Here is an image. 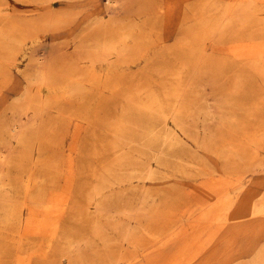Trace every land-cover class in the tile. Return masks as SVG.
Instances as JSON below:
<instances>
[{
  "label": "bare ground",
  "instance_id": "bare-ground-1",
  "mask_svg": "<svg viewBox=\"0 0 264 264\" xmlns=\"http://www.w3.org/2000/svg\"><path fill=\"white\" fill-rule=\"evenodd\" d=\"M226 1L223 8L211 5V19L200 22L203 34L227 44L223 49L237 59L233 65L242 64L264 75V7L260 5L264 0ZM53 17L56 16L43 20L49 28L57 20ZM4 33L0 28V42L7 37ZM124 37L130 38L131 35L125 33ZM7 39L9 50L5 58L0 46V61H9L20 45L17 33ZM107 40L102 50L115 52L125 63L134 58L131 51ZM107 55L101 51L98 56L96 51L92 60L105 61ZM51 63L37 66L36 73L29 77L24 105L18 104L16 116L3 125L2 145L11 154L5 157L0 149V264H6L5 258L9 255V245L3 234L12 233L15 225L19 226L22 242L16 247L19 252L12 264H38L37 259H47L49 254L58 251L63 252L62 255L72 250L81 251L91 246L96 237L104 241L112 254L119 240L131 245L135 253H146L143 264H264V193H261L262 189H256L258 186L249 188L254 183L242 180L229 183L222 176L211 178V173H205L201 193L193 199L186 198L179 190L165 192L149 186L167 178L161 171L169 168L173 151H185L180 132L193 138L189 132L197 131L194 123L197 116L204 117L205 133L208 132L205 124L217 119L211 108L203 109L190 98L196 93L201 95L188 87L194 84L190 80L203 77V67L194 63L190 69H181L174 76L175 84L169 88L162 86L159 92L153 91L151 86H143L126 93L130 109H123L119 119L109 124L114 139L102 140L104 148L96 151L98 155L106 153L105 146L108 145L116 156L113 161L91 169V178L87 180V167L79 164L78 159L87 155L84 140L91 124L84 127L77 123L73 137L75 142L78 141L77 148L66 150L60 147L62 131L59 128L62 125L49 126L43 120L51 99L33 93L31 89V84L47 86L53 91L64 85L57 81ZM219 71L211 68L212 73ZM93 72L96 70H90L89 76H85L75 67L68 69L65 77L71 75L81 83L101 88L103 85L94 81ZM236 73L240 74L232 78L239 81L234 84L238 87L245 85L240 81L246 77L245 72ZM185 80L188 82L184 85ZM83 89L85 87L80 90ZM74 90L70 88L64 95H70ZM238 106L240 109L244 107L242 104ZM218 109L223 115L219 121L231 123H222V127H242L236 115H226L222 106ZM208 133L210 135L206 138L211 139V131ZM193 140L198 146L202 144L198 138ZM36 144L40 145L41 152L38 161H34L32 153ZM125 145L133 152H125ZM230 146L236 145L231 143ZM18 147L23 148L20 155L15 152ZM259 148L255 146L256 155ZM51 149L54 154H50ZM46 151L48 155L43 154ZM57 154L66 160L54 157ZM184 204L192 206L185 213L181 211L184 217L171 220L169 216L178 215ZM86 224H91L93 238L86 235ZM29 245L31 252L21 251ZM174 248L180 250L174 256L164 258L162 253ZM155 253H160L158 257L154 256L158 259L150 258ZM84 257L79 252L77 264H84ZM134 257L128 253L118 260L130 261ZM247 257H251L248 262H240Z\"/></svg>",
  "mask_w": 264,
  "mask_h": 264
},
{
  "label": "rangeland",
  "instance_id": "rangeland-1",
  "mask_svg": "<svg viewBox=\"0 0 264 264\" xmlns=\"http://www.w3.org/2000/svg\"><path fill=\"white\" fill-rule=\"evenodd\" d=\"M226 2V0H0V28H3L7 36L0 42L3 57L6 58L9 50L7 38L17 33L20 39L14 56L9 61H0V70L3 71L0 73V149L5 157L11 153L2 145L3 125L16 116L14 113L18 104L24 105V94L30 84L29 77L36 73L40 63L52 62L57 81L64 84L54 91L47 86L31 84L33 93H40L44 98L51 99L50 108L44 114L43 120L49 126L62 125L59 128V131H62V137H59L60 147L66 150L77 148L78 141L73 140L77 123L84 127L91 124L89 134L84 140L88 153L78 159L79 164L87 167L88 174L85 175L87 180L91 178L89 175L91 169L96 165L101 167L113 161L116 156L108 145L105 146L106 153L101 152L98 155L99 152L96 151L104 148L102 140L109 142L114 139L109 124L119 119L123 109H130L125 98L126 93L135 92L143 86H151L155 92H159L162 86L169 88L175 84L174 76L177 72L181 69H190L196 63L203 67L205 73L199 80H190V83L194 84L189 86L188 90L198 91L200 96L195 92L196 94L190 98L203 109L211 108L217 118L205 124L208 126V132L211 131V139L206 138L210 134L207 130L206 133L204 131L202 115L197 116V121L194 122L197 124V131L189 132L190 136L202 142L200 146L193 138L183 135L179 130L185 141V151L181 153L173 151L169 168L161 171L167 178L155 185L149 184L150 188L165 192L170 189L179 190L178 192L184 194L186 198L193 199L201 193L200 187L205 181V173H211V178L214 175L222 176L226 181H230L229 183L238 180L252 182L254 184L249 188L258 186L256 189H262L263 194L264 75L257 74L242 64L233 65L237 59L225 52L223 47L227 44L205 37L203 26L200 25L201 21L211 19L213 9L211 5L223 8ZM260 5L264 7V2L261 1ZM51 15L56 16L53 18L57 20L49 28L43 20ZM125 33H130L131 37L125 38ZM105 39L122 46V49H128L134 58L125 63L122 61L123 57L117 56L115 52L102 50V46L106 47ZM96 51L98 56L101 51L109 55L105 61L96 62L97 59L92 60ZM186 54L189 56H185ZM91 61L95 63L91 64ZM75 67L85 76H89V71L95 69L94 81L103 86L100 88L87 82L81 83L72 79L71 75L65 77L68 69ZM211 68L214 71H219L220 68L221 72L212 73ZM240 71L245 72L246 77L240 79L245 85L238 87L234 83L239 80L232 76L240 74L236 73ZM187 82L185 80L183 84ZM84 87L85 89L81 91L80 89ZM70 88H75L74 92L64 95ZM239 104L244 105L243 109L239 108ZM218 106L226 109V115H236L242 127L232 126L231 129L222 127L223 122L219 121V118L223 115ZM256 142L261 147L258 156L255 153ZM231 143L236 146H230ZM241 144L242 147H238ZM124 147L125 152H133L128 145ZM39 148L40 145L36 144L32 151L34 161L40 160ZM52 151L53 149L50 150V154H54ZM15 152L20 155L23 148L18 147ZM43 154L48 155V152ZM135 154L137 155L136 152ZM54 157L66 160V157L58 154ZM150 163L156 166L154 161L150 160ZM191 206L182 205L179 208L180 213L169 216L170 219L178 220L184 217L181 211L185 213ZM93 212L94 209L91 210V213ZM84 229L86 235L93 238L91 224H86ZM3 235L9 245L7 248L9 255L5 261L6 264H12L19 252L16 247L22 242L19 237V226L15 225L12 233ZM115 238L120 239L113 237ZM92 242L91 246L86 248L83 246L84 249L81 251L67 252L68 256L58 251L49 254L47 259L36 261L38 264L52 262L77 264L76 257L82 252L85 256L84 264H143L146 256V253H135L134 248L122 240L113 248L114 254L112 251L109 252L104 241L97 237ZM30 245L21 251L31 252ZM179 250L174 248L162 254L165 255L164 258H168ZM128 253L134 254L135 257L130 261L118 260L120 256ZM159 254L155 253L150 258H156ZM250 259L251 257L243 258L240 262L246 263Z\"/></svg>",
  "mask_w": 264,
  "mask_h": 264
}]
</instances>
